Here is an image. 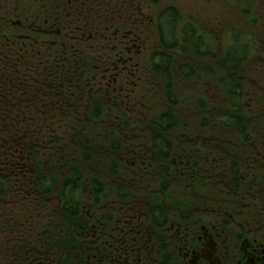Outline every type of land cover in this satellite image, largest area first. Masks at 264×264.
<instances>
[{
  "label": "flooded vegetation",
  "instance_id": "flooded-vegetation-1",
  "mask_svg": "<svg viewBox=\"0 0 264 264\" xmlns=\"http://www.w3.org/2000/svg\"><path fill=\"white\" fill-rule=\"evenodd\" d=\"M198 1L204 17L193 14L187 21L213 28L208 13L223 9L226 0L212 6ZM161 2L0 0V78L26 93L31 109L42 110L40 116L29 112V122L84 116L103 133H116L120 145L106 155L109 191L81 201L73 220H60L53 198L46 197L44 222L20 221L16 181H4L0 264H264L262 143L221 123L219 132L211 130L198 105L176 148L166 136L171 129L159 131L147 121L167 105L162 10L172 8L183 22L171 0ZM210 84L217 91L212 107L221 114L222 92ZM129 122L138 123L137 133L126 131Z\"/></svg>",
  "mask_w": 264,
  "mask_h": 264
},
{
  "label": "trees",
  "instance_id": "trees-1",
  "mask_svg": "<svg viewBox=\"0 0 264 264\" xmlns=\"http://www.w3.org/2000/svg\"><path fill=\"white\" fill-rule=\"evenodd\" d=\"M257 1L243 0L242 4H240V2L235 0H226L222 9L224 13L219 20H216V9L208 13L209 18L212 21L214 20V26L213 29L204 30L193 22L190 23L184 20L182 22L180 18H177L172 8L162 10L163 27L166 33V38L163 40V48L167 53L162 52L161 71L166 75L167 98L170 105L175 106L178 102V95L174 93L171 82H169L170 80L173 81V75L180 77L182 83L189 85H191V80L200 81L201 79L205 80L204 84L205 82L209 84L214 83L222 92L223 108H226L225 112L216 115L217 121L226 130H231L235 133L246 132L245 137L247 138L251 136V132L255 134V131L253 132L249 129L251 123L255 124L257 134L264 135V131L258 130L259 120L264 119V112H262L264 106L261 107V103L259 102L258 106H256V103L254 108L247 110L239 101L246 86L244 83H249L255 75H259V78L264 81V35L257 38L255 34L245 33L243 26L237 27L235 25H240L237 22L238 18L243 22H247L248 25H254L256 19L260 20L256 15H252L251 13V9L257 4ZM207 3L208 5L212 4L211 0H208ZM236 9L239 11H235ZM234 15L238 18L234 19ZM196 17H199V15L195 14L192 18ZM220 23L224 27H221ZM179 25L180 27H178ZM177 27L180 34L176 33ZM170 50L178 51L185 58L188 57V61H178L175 52L176 56L168 53ZM195 60H201L206 65L198 69L193 64ZM0 83H2L1 78ZM1 87L0 85V109H2L0 110V119L5 120L6 116L10 117L12 115V113L8 112L11 104L15 105L18 100L24 99L25 96L17 92L15 93L12 89H3ZM202 91L200 87L202 99L197 96L195 101H191V104L193 106L198 105L199 109L207 107L204 106ZM22 105L18 107L15 114L12 109L14 118L13 122L9 124L8 129L4 130L7 126L2 124L1 127L3 128H0V132L6 135L4 139L6 144H2L8 147L13 144L14 140L13 152L16 158L15 177L17 178L16 180H21V186L18 187L20 192L17 193L19 195L17 197L31 199V202L36 200L44 201L46 197L52 196V192L57 185L58 190L56 193L60 203L54 212L59 214L60 217L64 214L73 220L78 213L83 189L87 187V192H89L90 188L92 192L89 194L93 193V196L100 198L106 195V187L99 179H88V176L84 177L82 166H77L76 164L62 165L60 159L62 155L58 148L55 147L51 152L49 148V153L46 154L45 145L40 144L39 139L36 140L37 144L33 146L31 141H34V138L42 137L46 133V130H43L45 126L40 124L30 126L28 121H26L24 106L22 107ZM255 106L261 111L257 112ZM213 112L215 113L212 108H208L206 113L202 115L205 118H209V115ZM252 116H254V120L249 121L248 119L252 118ZM177 121L176 114L169 110L151 118L152 124L156 125L161 131L170 129L176 125ZM34 131L35 135L33 134ZM77 136L81 151L77 152L81 154L78 157L83 159L89 158V144H92L94 149H102V151L104 148L105 150H112L118 149L120 146L118 140L114 138L107 142L110 148L106 147V145L104 147L99 146L98 148L94 147L97 144L96 142L89 143V140L84 139V135L81 133L77 132ZM11 139L13 140L11 141ZM155 139L162 140L161 137L157 136ZM155 139L151 141L152 145H155ZM159 140L157 141L160 143ZM4 163L9 165L10 158L7 157L2 164L4 165ZM0 168H3V166H0ZM111 168L116 169L117 167L113 165ZM5 173L8 174L0 170L1 175H6ZM100 175L104 179L105 174L100 173ZM4 190H6L4 178L0 176V194H3ZM30 204L32 213L40 211V206Z\"/></svg>",
  "mask_w": 264,
  "mask_h": 264
},
{
  "label": "rangeland",
  "instance_id": "rangeland-1",
  "mask_svg": "<svg viewBox=\"0 0 264 264\" xmlns=\"http://www.w3.org/2000/svg\"><path fill=\"white\" fill-rule=\"evenodd\" d=\"M159 1L160 2L162 1L160 4L161 5L160 7H163V6L168 4L169 0H159ZM219 1L220 0H211L212 4H214V5H218ZM235 1L240 2V4H242L243 0H235ZM171 2L176 6L177 12L179 14H181V16L183 18H186V16H188V17L192 16L193 14L200 15L203 13L202 12L203 7L197 6V4L199 3L198 0H171ZM212 4H209V6H212ZM235 11H239V10L236 9ZM235 11H234V13H235ZM257 11H258V13H256ZM227 12L233 13L230 11H227ZM223 13H224V10L222 11V8L218 6L216 9V13H215L217 16L216 20H219L221 18V16L223 15ZM251 13H252V15H256L260 19L259 21L256 19V23L254 25H248L247 22H243L236 15H234V19L238 18L237 22L240 25H235V24L234 25L237 27L243 26L245 33L251 34V35L255 34V36L257 38H260L262 35H264V0H258L257 4H255L254 7L251 9ZM204 15H205V13H203L202 17H204ZM197 18L199 19L200 17H197ZM165 38L166 37H164V39ZM162 46H164L163 40H162ZM174 52H175V50H170V52H168V53L174 54ZM177 57L181 58L180 55H177ZM0 62L3 63L4 60H2ZM193 64L198 69H201L203 66L206 65V64H203L201 60H195ZM8 66H9V64H8ZM19 70H25V69L19 68ZM16 71H18V70L15 69V72ZM11 72H14V71H11ZM173 81L170 80L169 82H171V87L173 88L174 93L177 92V95H178V102L175 105V107H177L176 108V111H177L176 116H177L178 121L175 125L176 127L171 129L169 132H167L166 136L171 141V145H172L171 148H176L179 145V144H177V140L181 137V135L184 132H188L192 128V126L190 125V128H189L190 130H188V131L185 130V129H188V125H184L183 123H185V121L187 119H189L190 117L191 118L197 117L196 111H190V109L187 110L185 104L186 105L191 104L190 101H195L197 96H199L200 99H202V97L200 95V88H197V86L191 87L189 85H186L185 87H179L176 85V80L173 79ZM244 85H246V86L242 92L241 99L239 100L241 102V104L246 106L247 110L250 109L249 107L254 108V105L256 103H257L256 106H258L259 102L261 103V107H263L264 106V81L259 78V75H255L254 77H252V79L249 83H244ZM213 91H215V90H213L212 88L207 89L205 87V97L203 98V100H204L203 102L205 104L204 106H207V107H205V108L201 107V109L203 111H205V113H206V110H208V108H212L215 111V113L209 117L211 120L210 122H211V126H212L211 130L214 129L215 131L219 132L220 131L219 130L220 124L217 121L216 114H220V111H219V109L212 107V106L218 105L217 101H216L217 96H215ZM21 95L24 96V94H21ZM16 98H18V97H16ZM240 102H238V103H240ZM191 106H193V105L191 104ZM256 109H257V107H256ZM225 110H226V108L225 109L223 108L222 113L225 112ZM258 111L260 112L261 110L257 109V112ZM262 112H264V110H262ZM187 115H189V117H187ZM143 119H144L143 121H141V122L138 121V123H140V124L145 123L146 119L145 118H143ZM182 119H185V120H182ZM57 121H58L57 118L52 120V123H50L51 131L49 133H46L42 137H40L39 140H42V139L47 140V138L49 137V139L46 141L47 144H56L58 142L59 135L60 134L64 135L65 132L62 129V127H63L62 124L60 122H57ZM138 123L134 124L132 122H129L128 124H124L123 126L126 128V131L127 130L131 131V129H132L131 133H133V132L137 133ZM82 126L85 127V125H82ZM92 127L94 129H97V128L100 129L101 128L100 125H92ZM258 130L264 131V119L259 120ZM205 133H207V129H206ZM245 133L244 132H237V135H238V137L244 138L246 135ZM49 134H50V136H49ZM255 134H254L255 137H254V135L250 136L249 141L255 140V138H256L257 142L260 141L262 143L261 148H263L264 147V135L262 136V134L261 135L257 134V129L255 130ZM1 137H5V135L2 132H0V140H1L0 144L2 143ZM102 138H103L102 133L98 131V139L99 140H97L95 138L94 142L99 144L102 142V141H100ZM122 144H124L123 140H122ZM88 148H89V153H88L89 158L83 159V158L74 156L73 154L67 153V151H68L67 149H61L59 147L60 154L62 155V156H60V159L62 162L61 164L62 165L63 164L75 165L76 164L77 166H82V173H83L84 177L88 176V179L89 178L90 179L96 178L99 180L101 179V181L104 180L102 182H106L107 178L102 179L100 177L101 176L100 173H104L103 166H102V164L104 163L103 162L104 160L99 158V156H100L99 151H102V149L96 148L93 150V149H90V147H88ZM261 148H259V149H261ZM132 149H133V151L137 150V148H135V147H133ZM100 153L103 155H106L103 151ZM260 154H262V153H260ZM260 154L256 156L259 159L261 158ZM260 161H262V159H260L259 162ZM123 163L126 164V162H123ZM61 164H56V165H61ZM243 164H245V161ZM105 172H106V169H105ZM83 190H85V188ZM91 192L92 191H90V188H89V193H91ZM91 195L93 196L94 194L92 193ZM81 197L83 200V191H82ZM92 199H96V196H93Z\"/></svg>",
  "mask_w": 264,
  "mask_h": 264
}]
</instances>
